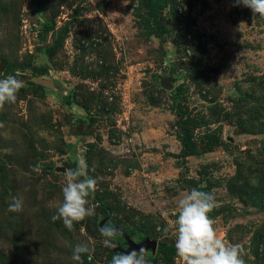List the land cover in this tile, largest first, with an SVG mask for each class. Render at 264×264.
Listing matches in <instances>:
<instances>
[{
    "label": "rangeland",
    "instance_id": "rangeland-1",
    "mask_svg": "<svg viewBox=\"0 0 264 264\" xmlns=\"http://www.w3.org/2000/svg\"><path fill=\"white\" fill-rule=\"evenodd\" d=\"M147 2L0 0V79L24 84L0 110V264H78L81 243L79 264H111L125 246L105 247V222L183 264L175 220L193 188L214 193L209 216L245 264H264V19L234 0H165L154 20ZM181 111L199 148L206 128L221 142L184 155ZM80 160L94 215L69 231L52 217ZM17 196L23 211L9 212Z\"/></svg>",
    "mask_w": 264,
    "mask_h": 264
},
{
    "label": "clouds",
    "instance_id": "clouds-1",
    "mask_svg": "<svg viewBox=\"0 0 264 264\" xmlns=\"http://www.w3.org/2000/svg\"><path fill=\"white\" fill-rule=\"evenodd\" d=\"M250 9L252 19H264V0H234V6ZM24 87L16 75L0 79V110L6 104H14L19 91ZM37 170L36 168L33 169ZM66 184L62 188V201L57 205L54 221L61 220L64 226L73 230L76 223L94 215L88 197L96 191V180L88 176V166L84 160L78 161L75 168L64 173ZM215 195L193 188L178 200V213L175 220V253L183 264H245L244 249L240 244H232L222 239L214 227L209 213L215 208ZM9 212L23 211V199L13 197ZM167 231V229H165ZM117 233L110 227L101 230L105 247L114 249ZM88 252L84 243L75 245L73 259L79 262ZM111 264H152L145 248L118 252L112 256Z\"/></svg>",
    "mask_w": 264,
    "mask_h": 264
},
{
    "label": "trees",
    "instance_id": "trees-1",
    "mask_svg": "<svg viewBox=\"0 0 264 264\" xmlns=\"http://www.w3.org/2000/svg\"><path fill=\"white\" fill-rule=\"evenodd\" d=\"M148 14L150 17H152L154 20H156L157 14L160 10H163L166 8V2L165 0H148L146 5ZM44 31H49L50 26L44 25L43 27ZM147 33H151L152 30H149L148 27H146ZM159 33H164V29L161 27H158ZM37 73H43L46 71V68H34ZM178 96H174L175 99H177ZM177 115L180 117L181 121L179 122L180 130L177 131V139L179 140L181 147H182V153L184 155H199L203 151H211L215 145H218L221 142V130L220 127L212 130L210 128H206V131L204 132V143L199 148L197 144L194 142L193 139V133L192 128L194 124V121L192 117L188 114H184V112H178ZM197 127V126H196ZM105 219V216H102L100 220ZM107 227L110 228H118L111 225H108V223L102 224V228L105 229ZM125 234L130 236V239L134 243H140L143 240H145V236L143 234H139L137 232H134L132 229L128 227L124 228H118ZM114 241L118 245L125 246V249L127 248V245L125 243V240L117 233V235L114 238ZM123 249V250H125ZM156 251L158 253H162L164 255L165 262L170 264L171 261V248L167 245L163 244H157ZM149 258L151 257V254L148 252Z\"/></svg>",
    "mask_w": 264,
    "mask_h": 264
},
{
    "label": "water",
    "instance_id": "water-1",
    "mask_svg": "<svg viewBox=\"0 0 264 264\" xmlns=\"http://www.w3.org/2000/svg\"><path fill=\"white\" fill-rule=\"evenodd\" d=\"M116 233H118L119 235H121V237L125 240V243L127 245V248L125 250L120 249V251L122 252H126V251H131L132 249H136L139 250L140 248H145L147 251L149 250H154L157 247L156 242L151 241L149 239H145L140 243H134L131 239L130 236L125 234L124 232H122L120 229L118 228H112Z\"/></svg>",
    "mask_w": 264,
    "mask_h": 264
}]
</instances>
